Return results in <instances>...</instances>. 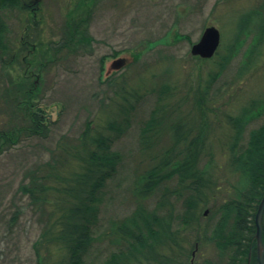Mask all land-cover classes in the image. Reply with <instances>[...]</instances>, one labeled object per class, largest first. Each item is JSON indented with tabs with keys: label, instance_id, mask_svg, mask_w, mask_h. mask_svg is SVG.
<instances>
[{
	"label": "rangeland",
	"instance_id": "rangeland-1",
	"mask_svg": "<svg viewBox=\"0 0 264 264\" xmlns=\"http://www.w3.org/2000/svg\"><path fill=\"white\" fill-rule=\"evenodd\" d=\"M71 1L69 9L74 0H41L37 16L40 23L30 28L39 46L36 61L52 60L46 64L35 93L36 104L49 114L51 122L46 136L26 137L23 133L0 154V264H69L64 249L47 248L42 241L45 209L32 203L19 186L27 182L25 173L29 169L62 156L71 146H79L88 121H92L91 136L116 133L107 125L124 121L127 113L121 110L122 105L128 108L130 124L113 147L120 152L121 161L104 191L100 221L93 230L85 261L106 264L111 254L126 249L118 226L140 205L162 214L173 204L174 210L182 212L189 191L180 188L177 176L162 181L148 197L137 193L140 178L157 165L160 153L172 142L170 125L180 120L185 128L192 126L191 135L201 130L205 136L201 164L208 166L214 182L205 189L207 198L200 204L199 226L179 232L177 243L183 244L175 248L192 251L196 245L188 258L191 264H206L208 260L226 264L230 252L221 259L218 248L206 241L205 231L210 234L218 219L212 211L234 197L240 179L230 166L229 147L236 133L232 119L252 101L264 100V40L257 43L258 30L253 26L264 0H102L99 4L88 0L93 11L82 30L87 29L94 42L75 53L65 49L54 57L52 47L61 38V25L87 15H68L66 4ZM248 15L254 21L251 29L236 41L238 25ZM261 15L264 18V9ZM1 20L6 29L0 38L6 39L3 42L8 49L0 47V135L24 123L23 111L15 116L10 102L13 87L26 75L22 60L25 53H17L14 64L7 63L12 51L18 52L26 26L33 23L31 12L18 7L0 9ZM210 25L221 33L217 52L209 59L191 57L192 44ZM165 35L155 47H148V41ZM141 51L136 60L135 54ZM230 54L220 72L222 58ZM122 56L127 64L113 70L107 79V66ZM162 85L169 88L160 96ZM156 112L160 133L144 134L145 124ZM263 118L264 114L247 126L244 139H249L250 131L260 126ZM152 134L153 139L145 145L143 139ZM170 252L169 246L161 245V253Z\"/></svg>",
	"mask_w": 264,
	"mask_h": 264
},
{
	"label": "trees",
	"instance_id": "trees-1",
	"mask_svg": "<svg viewBox=\"0 0 264 264\" xmlns=\"http://www.w3.org/2000/svg\"><path fill=\"white\" fill-rule=\"evenodd\" d=\"M8 7L27 10L24 0H0V9ZM257 14L258 19L253 26L257 27L255 39L257 43H260L264 40V18L260 11ZM246 18L238 25L236 41H239L241 35L247 34L251 29L253 18L251 15ZM88 20L89 15H85L81 17V20H69L62 27L64 38L52 47L54 57L65 49L75 53L81 46L94 42V37L90 36L89 31L82 30V25L84 27ZM5 29L1 20L0 37ZM165 38L166 35L148 41V47H155ZM0 41V47L7 49L1 38ZM141 54L142 51L135 54L136 60H139ZM117 55L115 53V56ZM230 57L231 54L222 58L220 72L225 68ZM111 80L112 77L108 81ZM30 82L25 75L11 91L10 104H13L15 109L13 114L18 116V111H23L22 122L24 123L2 132L0 154L18 142L23 133L26 137H32L46 136L48 132V124L51 121L37 114L36 111L43 110L36 104V90L31 91ZM168 88V85H162L160 96ZM200 102H202L201 99ZM124 109L127 116L123 122L115 120L107 125L116 133H99L91 136L92 121H88L79 146H71L72 149L67 148L61 153L62 156L54 157L29 169L25 173L27 182L19 186L22 194L28 196L32 203L45 209L43 215L46 214V229L42 241L45 240L47 248L58 246L64 249L69 264H88L84 255L93 240V230L100 221L103 194L109 181L117 174L121 161L120 152L113 147L130 124L128 108L122 105L121 110ZM156 114L157 112L145 124L142 131L144 134L151 131L160 133L156 125L161 122H157ZM263 114L264 100H255L244 107L241 114L232 119L236 133L229 147L230 166L233 173H239L240 179L235 186L234 197L212 211V215L217 216L218 219L210 229V234L208 235L207 230L205 231L206 241L218 248L221 259L223 255L230 252L226 264H248L250 254V264H258L254 235L256 212L264 195V118L260 126L250 131L249 139H244V133L247 126ZM170 129L172 130L171 144L160 153L161 158L157 165L140 178V189L136 190L141 197H148L162 181L177 176L180 188L189 191L184 201V209L182 212L176 211L173 204H170L168 211L160 214L156 210L140 205L118 226L121 239L126 242V249L119 254H111L106 264H134L135 262L138 264H191L188 258L196 245L192 247V251L185 250L181 246L175 248L176 244H183L177 243L180 238L178 233L185 228L199 226L200 204L206 201L205 189L214 181L208 166L201 164V155L205 149V136L201 135V130L191 135L192 126L185 128L183 121L180 120L172 123ZM153 134L143 139L145 145L151 142ZM174 190L179 193L178 189ZM175 225L181 228L175 229ZM197 240L200 239L197 238ZM42 241L39 243L42 244ZM161 245L169 246L171 252L161 253ZM187 252L190 253L186 254ZM206 264L221 263L208 260Z\"/></svg>",
	"mask_w": 264,
	"mask_h": 264
},
{
	"label": "flooded vegetation",
	"instance_id": "flooded-vegetation-1",
	"mask_svg": "<svg viewBox=\"0 0 264 264\" xmlns=\"http://www.w3.org/2000/svg\"><path fill=\"white\" fill-rule=\"evenodd\" d=\"M104 1V0H103ZM109 1V0H107ZM73 1L69 2L66 4V9H67V13L68 15H77V14H87V15H91L92 11H93V7H91L88 3V0H74V5L71 9H69V5H71ZM102 2V0H91V4H95V3H100ZM24 5L26 6L27 10H29L32 14V24H29L26 26V33L24 35L21 36V45H17L18 46V52H14L15 54L21 52V53H25L23 55V62L25 64V74L26 77H28L30 79V83H31V91L33 92V90L38 89V86L40 84V82H42L43 79V70L46 66V64H48V60L46 63L44 62H37V61H32L33 57L35 55V50L37 48V43L35 42L37 39V36L35 37L34 34L30 33V28L34 29L35 27L32 25L36 24L39 25L40 20L37 18L38 16V12L40 10V3H35V0H30L29 2L24 1ZM261 9H264V4H262L259 9L260 13H261ZM70 10V11H69ZM257 11V12H259ZM66 25V24H65ZM65 25H61V29H60V35L61 38L59 41H61L63 39V30L62 27H64ZM31 26V27H29ZM34 33V32H33ZM34 35V36H33ZM58 41V42H59ZM39 108V106H38ZM43 111H36L37 114H40L44 119H48L50 118L49 114L42 108ZM256 233V231H255ZM262 235H263V239H264V226L262 227Z\"/></svg>",
	"mask_w": 264,
	"mask_h": 264
},
{
	"label": "water",
	"instance_id": "water-1",
	"mask_svg": "<svg viewBox=\"0 0 264 264\" xmlns=\"http://www.w3.org/2000/svg\"><path fill=\"white\" fill-rule=\"evenodd\" d=\"M41 0H35V3H39ZM221 41V33L217 27L214 25L207 26L202 32L200 39L193 43L190 50L191 57H201L203 59L212 58L216 51L219 48ZM127 58L125 56L115 58L110 65L107 66L106 75H110L113 70H118L127 64ZM209 210L205 211L207 215ZM264 216V195L259 203L257 212H256V233L254 238L256 240V258L258 264H264V239L262 235V222ZM251 263V254L249 256V262ZM40 264H49L45 261Z\"/></svg>",
	"mask_w": 264,
	"mask_h": 264
},
{
	"label": "bare ground",
	"instance_id": "bare-ground-1",
	"mask_svg": "<svg viewBox=\"0 0 264 264\" xmlns=\"http://www.w3.org/2000/svg\"><path fill=\"white\" fill-rule=\"evenodd\" d=\"M7 33V32H6ZM63 38H64V35H63ZM4 41H6V39L4 38L3 39ZM3 44L6 46V48L8 47L7 46V44L5 43V42H3ZM39 47V46H38ZM37 47V48H38ZM41 47V46H40ZM37 48H36V52H37ZM4 49V48H3ZM8 49V48H7ZM4 50H6V49H4ZM39 50V49H38ZM13 53H12V55H11V58H10V61H8V65H11V64H14L15 62H17L18 60H16V58H18V54H15L14 52L15 51H12ZM36 59H35V55H34V57H33V60L32 61H35ZM263 218H264V216H263ZM262 227H263V222H262Z\"/></svg>",
	"mask_w": 264,
	"mask_h": 264
}]
</instances>
